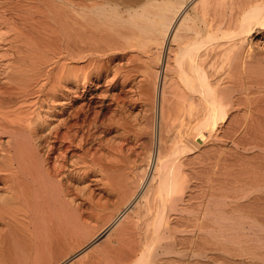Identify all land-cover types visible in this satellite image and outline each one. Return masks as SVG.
<instances>
[{"label": "bare ground", "instance_id": "1", "mask_svg": "<svg viewBox=\"0 0 264 264\" xmlns=\"http://www.w3.org/2000/svg\"><path fill=\"white\" fill-rule=\"evenodd\" d=\"M0 264H264V0H0Z\"/></svg>", "mask_w": 264, "mask_h": 264}, {"label": "rangeland", "instance_id": "2", "mask_svg": "<svg viewBox=\"0 0 264 264\" xmlns=\"http://www.w3.org/2000/svg\"><path fill=\"white\" fill-rule=\"evenodd\" d=\"M141 126H143L142 114L139 115L138 118H137V120L135 121V127H136L137 130L140 129ZM181 132L182 131L179 129L178 122L171 120V123L169 124V128H168V132L167 133H169V135H172L174 137H180L183 134ZM135 134H138V133H135ZM122 213H123V211L121 212V214H118L115 217L114 222L118 221L121 218ZM90 242L92 244L90 245V247L88 248V250L89 249L91 250L93 248H99L100 245H101V243L103 241L102 240L101 241L100 240L98 241V238H93L92 240H90ZM77 252H78V249H76L75 251H73L69 256L75 255ZM78 257L76 256V258H74V260L77 259Z\"/></svg>", "mask_w": 264, "mask_h": 264}]
</instances>
